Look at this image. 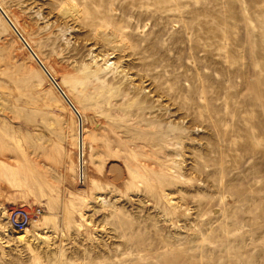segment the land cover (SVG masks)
I'll use <instances>...</instances> for the list:
<instances>
[{"label":"rangeland","instance_id":"1","mask_svg":"<svg viewBox=\"0 0 264 264\" xmlns=\"http://www.w3.org/2000/svg\"><path fill=\"white\" fill-rule=\"evenodd\" d=\"M0 5V264H264V0Z\"/></svg>","mask_w":264,"mask_h":264},{"label":"water","instance_id":"2","mask_svg":"<svg viewBox=\"0 0 264 264\" xmlns=\"http://www.w3.org/2000/svg\"><path fill=\"white\" fill-rule=\"evenodd\" d=\"M0 15L5 20L9 28L12 30V32L15 34V36L18 38V40L22 43L24 48L27 50V52L30 54V56L33 58V60L36 62V64L39 66V68L42 70L44 75L47 77V79L51 82L53 87L56 89V91L59 93L61 98L64 100V102L69 106L71 111L75 114L77 118V131H78V152H79V177L80 182L82 180V120L81 115L73 105V103L70 101V99L66 96L64 91L59 87L57 82L52 78L51 74L48 72L46 67L42 64V62L39 60V58L36 56L35 52L31 49L29 44L25 41L21 33L18 31V29L15 27L13 22L9 19V17L6 15V13L3 11V9L0 7Z\"/></svg>","mask_w":264,"mask_h":264},{"label":"built area","instance_id":"3","mask_svg":"<svg viewBox=\"0 0 264 264\" xmlns=\"http://www.w3.org/2000/svg\"><path fill=\"white\" fill-rule=\"evenodd\" d=\"M39 214V208L30 209L26 206L14 208L9 216L10 226L16 231H22L26 228L31 218Z\"/></svg>","mask_w":264,"mask_h":264},{"label":"bare ground","instance_id":"4","mask_svg":"<svg viewBox=\"0 0 264 264\" xmlns=\"http://www.w3.org/2000/svg\"><path fill=\"white\" fill-rule=\"evenodd\" d=\"M0 7L2 8V6L0 5ZM3 11L5 12V10L3 9ZM78 12V11H77ZM6 13V12H5ZM6 15H8L7 13H6ZM71 15V14H70ZM9 16V15H8ZM1 18H2V16H1ZM10 18V17H9ZM2 20L5 22V20L2 18ZM12 21V20H11ZM13 22V21H12ZM5 24L7 25V23L5 22ZM13 24L15 25V27L17 28V26H16V24L13 22ZM8 26V25H7ZM18 29V28H17ZM19 30V29H18ZM20 32V31H19ZM21 33V32H20ZM21 35H22V33H21ZM23 36V35H22ZM24 37V36H23ZM25 38V37H24ZM25 40H26V38H25ZM27 41V40H26ZM27 43L29 44V42L27 41ZM30 45V44H29ZM30 47H31V45H30ZM31 49L34 51V49L31 47ZM35 52V51H34ZM35 54H36V56L39 58V60L42 62V64L44 65V63H43V61L40 59V57H39V55L35 52ZM45 66V65H44ZM46 67V66H45ZM47 69V68H46ZM41 70V69H40ZM48 70V69H47ZM42 71V70H41ZM48 72L51 74V71L50 70H48ZM44 74V73H43ZM51 76H52V78L56 81L57 79L55 78V76L53 75V74H51ZM58 81V80H57ZM56 81V82H57ZM51 83V82H50ZM57 84L59 85V87L64 91V93L66 94V96H67V93H66V91L62 88V86L60 85V83H58L57 82ZM52 85V84H51ZM52 87H53V85H52ZM54 88V87H53ZM55 89V88H54ZM56 90V89H55ZM57 92V91H56ZM58 93V92H57ZM59 94V93H58ZM68 97V96H67ZM69 98V97H68ZM71 101V100H70ZM67 105V104H66ZM68 106V105H67ZM75 106V108L77 107L76 105H74ZM69 107V106H68ZM77 109V111L79 112V109L78 108H76ZM71 110V109H70ZM80 113V112H79ZM84 133V132H83ZM77 134H78V131H77ZM83 135V134H82ZM85 136V135H84ZM84 136H82V137H84ZM85 138V137H84ZM83 140V139H82ZM84 143V142H83ZM84 145V144H83ZM85 157V156H84ZM82 158H83V156H82ZM78 159H79V154H78ZM85 160V159H84ZM79 163V162H78ZM83 163V162H82ZM82 177H83V171H82Z\"/></svg>","mask_w":264,"mask_h":264}]
</instances>
